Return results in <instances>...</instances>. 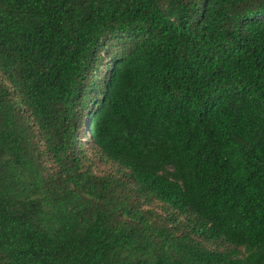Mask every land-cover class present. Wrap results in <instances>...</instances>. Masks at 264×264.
Listing matches in <instances>:
<instances>
[{
	"label": "trees",
	"instance_id": "obj_1",
	"mask_svg": "<svg viewBox=\"0 0 264 264\" xmlns=\"http://www.w3.org/2000/svg\"><path fill=\"white\" fill-rule=\"evenodd\" d=\"M0 264H264V0H0Z\"/></svg>",
	"mask_w": 264,
	"mask_h": 264
}]
</instances>
